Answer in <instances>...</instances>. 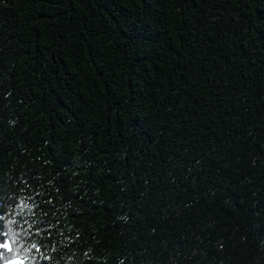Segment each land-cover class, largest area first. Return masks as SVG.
<instances>
[{"label":"trees","instance_id":"trees-1","mask_svg":"<svg viewBox=\"0 0 264 264\" xmlns=\"http://www.w3.org/2000/svg\"><path fill=\"white\" fill-rule=\"evenodd\" d=\"M0 241L264 264V0H0Z\"/></svg>","mask_w":264,"mask_h":264},{"label":"snow or ice","instance_id":"snow-or-ice-1","mask_svg":"<svg viewBox=\"0 0 264 264\" xmlns=\"http://www.w3.org/2000/svg\"><path fill=\"white\" fill-rule=\"evenodd\" d=\"M10 231L11 230L9 229V232ZM5 235H7V233H5ZM6 247H8L7 243L6 242H3V241H0V248H6ZM9 250H11V249H9Z\"/></svg>","mask_w":264,"mask_h":264}]
</instances>
